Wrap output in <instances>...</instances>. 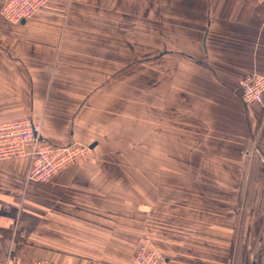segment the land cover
<instances>
[{
	"label": "crops",
	"instance_id": "0c3cea01",
	"mask_svg": "<svg viewBox=\"0 0 264 264\" xmlns=\"http://www.w3.org/2000/svg\"><path fill=\"white\" fill-rule=\"evenodd\" d=\"M4 2L0 124L90 151L45 183L0 162V264H130L146 237L165 264H247L240 81L264 76V3L51 0L11 24Z\"/></svg>",
	"mask_w": 264,
	"mask_h": 264
},
{
	"label": "built area",
	"instance_id": "2783aa9c",
	"mask_svg": "<svg viewBox=\"0 0 264 264\" xmlns=\"http://www.w3.org/2000/svg\"><path fill=\"white\" fill-rule=\"evenodd\" d=\"M51 0H5L2 18L11 24L30 21L42 12ZM264 3V0H258ZM242 100L246 106L264 103V76L253 72L241 81ZM90 151L89 146L76 143L57 145L45 140L41 127L31 118L0 124V162L28 158V181L50 182L68 166L77 163ZM30 264H54L33 260ZM130 264H165V259L151 239L146 237L139 245Z\"/></svg>",
	"mask_w": 264,
	"mask_h": 264
},
{
	"label": "rangeland",
	"instance_id": "374dc122",
	"mask_svg": "<svg viewBox=\"0 0 264 264\" xmlns=\"http://www.w3.org/2000/svg\"><path fill=\"white\" fill-rule=\"evenodd\" d=\"M242 81V80H241ZM240 81V83H241ZM241 87V84H240ZM242 99V94L240 95ZM243 101V100H242ZM248 108V115L250 121V125H252V131L254 136H252V141L248 142L249 145H246L244 157L242 162V166L246 167L247 175H246V185L245 189L241 191L243 196L244 204H242V210L240 215V229H242L243 224L246 223L248 238L247 242L251 244L248 247L247 253V264H264V242L260 241V235H264V229L262 233L258 230H255V219L262 217L264 219V175L256 173L254 175L253 169L255 166H264V157L261 155V149L264 147V103L261 104V110H258V114L256 111H252L253 106H246ZM256 118V121H255ZM257 182L263 183V186L260 184L257 185ZM261 193L258 198L253 196L256 192ZM260 247V254L254 257L256 247ZM125 255V254H124ZM124 255H100L104 258H110V256H124ZM130 254H127L129 256ZM91 255H87L89 257ZM256 259V260H255Z\"/></svg>",
	"mask_w": 264,
	"mask_h": 264
},
{
	"label": "water",
	"instance_id": "95a60500",
	"mask_svg": "<svg viewBox=\"0 0 264 264\" xmlns=\"http://www.w3.org/2000/svg\"><path fill=\"white\" fill-rule=\"evenodd\" d=\"M94 148V145L91 147V149H93Z\"/></svg>",
	"mask_w": 264,
	"mask_h": 264
}]
</instances>
